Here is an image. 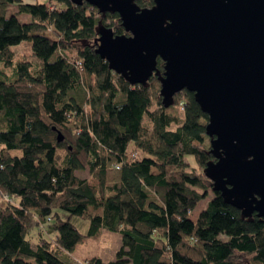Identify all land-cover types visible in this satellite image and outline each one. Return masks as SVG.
Returning <instances> with one entry per match:
<instances>
[{
  "label": "trees",
  "instance_id": "obj_1",
  "mask_svg": "<svg viewBox=\"0 0 264 264\" xmlns=\"http://www.w3.org/2000/svg\"><path fill=\"white\" fill-rule=\"evenodd\" d=\"M22 14L29 23L18 22ZM100 26L129 35L117 14L86 2L0 0V64L12 69L0 72V264H67L62 254L104 229L121 237L115 260L83 264H264L262 221L243 219L202 174L213 156L193 94L183 90L162 107L159 59L145 85L114 74L94 53ZM24 40L36 67L13 66L11 47ZM71 217L88 222L86 235ZM35 230L36 242L28 238Z\"/></svg>",
  "mask_w": 264,
  "mask_h": 264
},
{
  "label": "water",
  "instance_id": "obj_2",
  "mask_svg": "<svg viewBox=\"0 0 264 264\" xmlns=\"http://www.w3.org/2000/svg\"><path fill=\"white\" fill-rule=\"evenodd\" d=\"M69 1L118 15L129 35L100 26L93 41L114 74L145 85L159 74V59L162 107L183 90L193 94L213 156L203 176L225 204L264 228V0H154L148 9L135 0Z\"/></svg>",
  "mask_w": 264,
  "mask_h": 264
},
{
  "label": "rangeland",
  "instance_id": "obj_3",
  "mask_svg": "<svg viewBox=\"0 0 264 264\" xmlns=\"http://www.w3.org/2000/svg\"><path fill=\"white\" fill-rule=\"evenodd\" d=\"M22 2L29 4V3H45L46 0H21ZM16 11V7H10L7 10V14L11 15ZM30 18L27 15H19L18 16V22L20 23H29ZM11 51L13 52V66L15 63L20 62V60H25L29 62L33 67H36L38 65V60L35 56L32 55L31 50V44L29 41L24 40L21 41L20 44L12 46ZM0 72H3L8 77H10L12 69H6L3 68L0 64ZM178 114H180V117H182L183 114L178 110ZM171 130L175 129V126H172L170 128ZM184 162L188 164L189 169L196 168L194 157L191 155L185 156ZM79 178L87 179V173L84 171H79L77 174ZM213 197V192L209 191L208 195L200 201V203L192 210V212L189 215V219L191 221H195L200 214V212L206 207L208 202L211 201V198ZM59 217H61L63 220H67L68 216L63 211H58ZM70 224H72L76 230L82 235H86L89 230L88 222L85 220H81L78 217H71ZM38 230L33 231L28 238L34 242H36L37 239ZM99 239H91L87 238L84 240V242L78 246H76V249L72 252V254H62L59 259L64 260L67 264H83L85 260L89 258H99L104 263L105 262H111L115 260V254L121 247V237L117 233H112L106 229L101 231ZM221 239L225 240L226 238L223 236Z\"/></svg>",
  "mask_w": 264,
  "mask_h": 264
},
{
  "label": "built area",
  "instance_id": "obj_4",
  "mask_svg": "<svg viewBox=\"0 0 264 264\" xmlns=\"http://www.w3.org/2000/svg\"><path fill=\"white\" fill-rule=\"evenodd\" d=\"M116 168H118V167H116Z\"/></svg>",
  "mask_w": 264,
  "mask_h": 264
},
{
  "label": "flooded vegetation",
  "instance_id": "obj_5",
  "mask_svg": "<svg viewBox=\"0 0 264 264\" xmlns=\"http://www.w3.org/2000/svg\"><path fill=\"white\" fill-rule=\"evenodd\" d=\"M254 215V214H253Z\"/></svg>",
  "mask_w": 264,
  "mask_h": 264
}]
</instances>
